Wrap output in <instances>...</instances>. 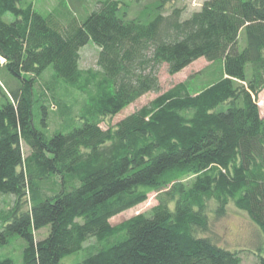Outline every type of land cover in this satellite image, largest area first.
Instances as JSON below:
<instances>
[{"label": "trees", "instance_id": "trees-1", "mask_svg": "<svg viewBox=\"0 0 264 264\" xmlns=\"http://www.w3.org/2000/svg\"><path fill=\"white\" fill-rule=\"evenodd\" d=\"M166 1L130 17L125 0H97L79 18L65 4L43 13L31 0H0V70L19 80L5 88L0 78V195L16 196L0 248L25 240L20 264H60L81 250L88 255L75 264H242L239 250L206 234L210 200L219 214L234 202L264 234V0H205L188 16ZM90 40L100 70L85 74L80 50ZM201 57L222 73L206 84L190 76L101 126L160 92L164 64L175 74ZM49 66L88 96L82 125L50 136L35 124L40 116L48 126L36 82ZM153 192L148 212L111 223Z\"/></svg>", "mask_w": 264, "mask_h": 264}, {"label": "rangeland", "instance_id": "rangeland-1", "mask_svg": "<svg viewBox=\"0 0 264 264\" xmlns=\"http://www.w3.org/2000/svg\"><path fill=\"white\" fill-rule=\"evenodd\" d=\"M35 7L45 13V11L52 10L55 7H60L64 11V4L72 9L79 18H83L91 12L95 7L97 0H31ZM129 3V16L138 15L144 6L154 5L156 0H125ZM205 0H167L165 3V10H171L174 6L181 7L184 10V16L190 15L193 11L201 8ZM144 15H146L144 13ZM144 15L141 19L145 20ZM14 16L10 13L6 14V20L12 21ZM100 47L90 40L80 50L79 66L85 74H90L94 71H99L97 64ZM4 59L0 56V63ZM222 73V63L219 61L210 62L205 57H201L181 71L170 74L167 66L164 64L160 70L159 77L161 82V91H151L135 102L128 105L120 113L111 117H106L101 122L103 128H108L110 125L116 124L126 115L134 112L141 106L149 103L153 98L161 92L171 88L176 83L186 80L190 76L196 77L197 84H206ZM0 78L3 87H9L12 82L19 83V80L10 76L6 70H0ZM195 79V78H193ZM261 108V113L264 115V89L256 98ZM36 100L39 103L48 105V126L43 127L40 116H35V124L38 128L44 129L47 135H52L55 131H68L74 127L80 126L83 123L82 109L88 103V96L79 88L71 87L66 83L60 82L55 78L54 69L49 66L42 77L36 82ZM4 102V98L0 92V106ZM88 107V106H87ZM37 110V109H36ZM84 114V111H83ZM25 155L29 153V148L23 145ZM16 202V196L12 194L0 195V227L3 220L10 214ZM158 203L157 193L153 192L149 195L147 201L129 208L115 216L110 221L113 224L121 222L133 215L141 212H148L154 205ZM209 216V230L207 235L211 236L219 245L231 249L239 250L242 257V264H260L259 254L260 246H264V234L261 229L255 224L247 212L236 207L234 202L229 203L224 214L217 212V204L214 200L208 203ZM49 228H45L37 232V239L47 235ZM91 241L89 244H92ZM25 240L21 237H14L11 242L0 248V259L10 256L16 264L22 261V254ZM88 254L85 250L70 254L64 257L60 264H75L84 259Z\"/></svg>", "mask_w": 264, "mask_h": 264}]
</instances>
